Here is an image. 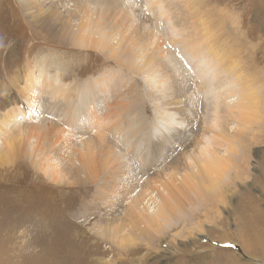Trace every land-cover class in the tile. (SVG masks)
<instances>
[{"label":"rangeland","instance_id":"374dc122","mask_svg":"<svg viewBox=\"0 0 264 264\" xmlns=\"http://www.w3.org/2000/svg\"><path fill=\"white\" fill-rule=\"evenodd\" d=\"M209 39L247 69L262 54L264 69V0H0V138L20 132L0 155V264H264L263 248L233 239L244 196L264 209V123L248 128L255 144L235 147L247 175L232 180L226 161L211 169L212 189L234 185L212 203L193 184L180 210L163 188L201 166L217 102L237 101ZM223 124L225 135L241 128ZM225 148L211 156L235 159ZM161 196L168 219L142 226L137 211Z\"/></svg>","mask_w":264,"mask_h":264},{"label":"bare ground","instance_id":"6f19581e","mask_svg":"<svg viewBox=\"0 0 264 264\" xmlns=\"http://www.w3.org/2000/svg\"><path fill=\"white\" fill-rule=\"evenodd\" d=\"M204 28H205V26L203 27V29ZM203 39L205 40L206 36H204ZM214 42H215L214 39L213 40L209 39L207 41L202 40V43H203L202 47L204 49H206L212 55V58H214L215 61H217L221 71H223L225 74H227L226 75V76H228L227 78L230 79V81H229V79H227L228 84H232V86H234V87L229 86L227 88L228 94L235 96L237 101L235 103H232L231 105H229L231 102L229 104H227V103H224V101L222 102V99L217 102L218 107L216 108L215 113L217 115V119H218V117H219V119L216 120L217 121L216 125L213 128L214 134H213V136H211L212 140H209L207 142V145L204 148L200 147V150H199L200 156L201 155L204 156L203 158L201 156V158L203 159L201 166H198L197 164H195L193 166V168L196 166L195 171H193V169H191L190 173L183 175L180 183L179 184L176 183L177 185L174 184L175 179H173V181L168 182L165 187L163 184V188H165L167 190H171L174 193L175 197H173L172 199H174L176 201V207H177V209H180V210L183 209V206H185V205L186 206H192V203L190 202L188 197L184 196L181 199L180 195H182L185 191H188V192L190 191V193H192L193 191L195 192L196 188L193 187V184L199 186L200 191L202 190L203 194L206 193V196L208 198H206V197L205 198L207 200H210L211 203H212V197L215 196V193H217V195L219 197L220 194L223 195V193L226 191L227 188L231 189L234 186V185H232L231 181H229V182L227 181L224 184H222V180L220 179L218 181V185L216 186L215 189H212L210 187L214 183H216L215 181L210 180L211 179V176H210L211 169L216 165V163L226 161V169L230 173V175L232 176V178H231L232 180H237V179L241 178V176L247 175V170L245 169V166H243V164L248 159V156H247L248 152L245 150V147L242 148L241 151L236 152L235 147H238L239 145H244L245 142H252L255 144V142L253 141V135H251L250 133L247 134L248 128L250 131V128H251L250 125L254 124L255 122H258V124L264 123V117H261V118H259V120L257 119L256 121L254 120V118L256 117V116H254V114H257L256 111L258 109L264 110V94H262V92H264V91H262L264 84L261 81V80H263L264 69L257 66V64H259L263 59L262 54L259 56L260 58L256 57L255 59H253L251 61L252 67L250 69H247L243 65V63L240 61L239 57H235V56L230 57V55L227 56L228 52L226 51V49H224L222 51L221 50L217 51L214 48V46H215V44L213 45ZM236 49L237 48H235V47L232 48L231 51H229V53H231L232 55H236L235 54ZM39 74H40V72H39ZM37 81L39 82L40 80L37 79ZM260 81H261V84H260ZM24 82H25V84L21 87L22 91L24 92V95H26V96L30 95L31 96V89H32L31 86L33 85V82H35V81L30 83V81L28 82V81L24 80ZM48 87H50V84H48V86H46V89H48ZM38 94H39V92L35 91L34 96H37ZM233 96H231V97H233ZM32 100H33V98H32ZM33 102H34V100H33ZM39 103L40 102L37 101V105H40ZM31 105H33L32 102L30 103V106ZM86 111H84V112H86ZM26 112H27L26 110H23V107H20L19 109L15 110L14 115H18V116L20 115L19 117L23 118V117H21V115L22 116L25 115ZM32 112L34 113V110ZM215 113H214V115H215ZM216 115H215V117H216ZM87 117L89 119L87 121V124L89 123V125H90L91 124L90 119H93V118L88 113H87ZM258 117H260V116H258ZM230 119H234L235 122L241 126V128H238V130L235 131L234 133H232L231 135H229V133H227L226 134V135H228V137H227L224 133H222V132H224V124L223 123L225 120L228 121ZM14 121L15 120L12 119V122H14ZM39 126L44 127V128L47 127L46 124H43V125H40V124L32 125L31 124L30 127H32V128L38 127L40 129ZM25 128L26 127H23L22 129H25ZM208 128H209L208 130H210L209 125H208ZM211 129H212V127H211ZM239 130H241V131H239ZM215 133H216V136H215ZM19 135H20V132L18 130L17 132L14 131V133H12L9 136H6V137L4 136V137L0 138V155L2 154L4 156H7V154L5 153V152H7L6 150L11 148V145L14 143V140ZM55 135H56L55 138L54 137L53 138H54L55 142L57 143L58 141H56V140H61L59 137L60 136L59 132H55ZM28 136L31 137V134L28 133ZM204 138H207V137H204ZM25 140H27V139H25ZM28 141H29V139H28ZM33 141H34V139H33ZM215 143L218 145L219 144L225 145V147H226L225 151L227 153H232L235 156V159H232L230 157V155L219 156V158H214L213 156H211V152H210L209 147L212 148ZM14 146L15 145L13 144L12 148ZM262 149H264V148H262ZM87 157L83 160L84 161H92V164H90L91 166L90 165L89 166L91 168L94 167L93 169H95L96 167L94 164V160H96V158H92L93 155L91 158L87 159ZM107 160H108V158H107ZM258 162H259L258 164L260 166L259 177L261 178V182H258V183H260L261 185H264V156H261L259 158ZM80 166H86L87 167V165L82 164V163H80ZM45 167L46 166H44V168ZM48 172H50V171H48ZM55 174H56V172H54L53 175L56 176ZM195 178H196V181L199 180V184L195 182ZM171 191H169V192L166 191V194L170 193ZM139 198H141V197L139 196ZM143 200H144V198H143ZM150 200H151L150 201L151 203L152 202L155 203L156 199L150 198ZM183 200L185 201V203H182ZM255 200H257V198L254 196H244L241 199L239 206L235 207V209H237V213H236L237 214L236 215L237 216V222H236L237 225L235 226L236 230H237V232H236L237 237L233 236L234 237L233 239L234 240L238 239L240 242V238H242L243 246H245L246 251H249L250 253H252L254 250H257L258 248L264 249V244L262 243L263 237H264V209L260 208ZM141 203H143V201H141V199H139L135 206L137 207V205L141 204ZM157 203H155V207H156L155 210L148 211L149 210V207H148L147 213L146 212L144 213L140 210L137 211L136 216H137V214L139 215V218L141 219L142 226H147V225L153 226V225H155L156 222L163 221V223H164V221H166L168 219V215L166 213L169 210H167L166 204L169 203V200L166 198L163 199V197L161 196V201H159ZM172 213L174 214L175 211L173 210ZM147 214H151V215H147ZM132 217L133 216H130V218L128 217V219H131ZM172 217L174 218V215ZM177 221H178V219L176 218L175 222H177ZM168 222H170V220H168ZM147 228H149V227H147ZM146 229H143V232L146 231ZM238 229H239V233H238ZM150 230L156 231L155 229H150ZM222 233L223 232H221V234H217L216 237L221 238V241L224 239H229L228 237L223 236ZM216 237L213 236V237H211V239H213V238L216 239ZM262 257L264 258V254H262Z\"/></svg>","mask_w":264,"mask_h":264}]
</instances>
